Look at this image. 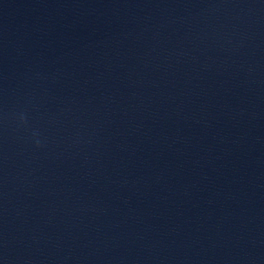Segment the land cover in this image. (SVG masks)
I'll list each match as a JSON object with an SVG mask.
<instances>
[{
	"label": "water",
	"instance_id": "obj_1",
	"mask_svg": "<svg viewBox=\"0 0 264 264\" xmlns=\"http://www.w3.org/2000/svg\"><path fill=\"white\" fill-rule=\"evenodd\" d=\"M0 264H102L61 178L1 81Z\"/></svg>",
	"mask_w": 264,
	"mask_h": 264
}]
</instances>
